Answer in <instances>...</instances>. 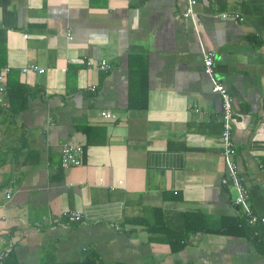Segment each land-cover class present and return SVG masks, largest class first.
<instances>
[{"label":"crops","instance_id":"1","mask_svg":"<svg viewBox=\"0 0 264 264\" xmlns=\"http://www.w3.org/2000/svg\"><path fill=\"white\" fill-rule=\"evenodd\" d=\"M196 1L186 18L188 0H0V105L30 91L0 114V256L264 264L262 226L220 181L221 101L202 59L232 96L235 159L264 216V0ZM70 142L82 164L63 168Z\"/></svg>","mask_w":264,"mask_h":264},{"label":"built area","instance_id":"2","mask_svg":"<svg viewBox=\"0 0 264 264\" xmlns=\"http://www.w3.org/2000/svg\"><path fill=\"white\" fill-rule=\"evenodd\" d=\"M196 0H188L186 9L183 12V16L190 18L194 16V8ZM228 14L223 13L222 17H227ZM236 16H238L236 14ZM204 72L210 78L212 82V91L217 93L221 101V131H220V144H221V157L225 167V175L220 179L223 185H230L236 190V196L234 198V204L238 206L243 215L248 218L250 224H260L264 231V216L258 215L254 212L251 202L250 193L244 183L238 169V164L235 159L236 147L233 140L234 129V111H233V99L228 88L216 78L214 74V55L212 52H204L202 55ZM98 67L102 70H108L110 65L106 60H102ZM24 71L36 70L43 72L42 68H39L35 64H31L23 69ZM9 71L8 67H0V104L5 105V85L4 79ZM94 90V87H91ZM264 106V98H263ZM101 116L105 119L115 118L114 114L108 111H102ZM84 149L79 143H64L61 147L60 161L63 168L77 167L82 164ZM11 195V188L5 190L6 198ZM64 218L68 221H80L81 215L74 209H66L63 213Z\"/></svg>","mask_w":264,"mask_h":264},{"label":"trees","instance_id":"3","mask_svg":"<svg viewBox=\"0 0 264 264\" xmlns=\"http://www.w3.org/2000/svg\"><path fill=\"white\" fill-rule=\"evenodd\" d=\"M7 103L8 106L0 105V114H8L11 116H16L19 112L24 110L30 91L23 84H17L11 87L7 92ZM3 252V250L0 252ZM0 264H19L15 250L13 247L7 252L6 255L0 256ZM39 264H99L96 256H89L85 259L74 261L70 263L58 262L53 256L44 257L41 259Z\"/></svg>","mask_w":264,"mask_h":264}]
</instances>
